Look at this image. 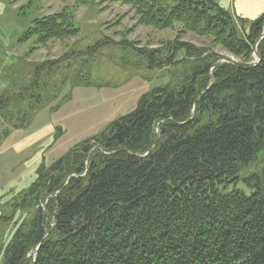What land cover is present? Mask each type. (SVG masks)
Wrapping results in <instances>:
<instances>
[{"label": "trees", "instance_id": "trees-1", "mask_svg": "<svg viewBox=\"0 0 264 264\" xmlns=\"http://www.w3.org/2000/svg\"><path fill=\"white\" fill-rule=\"evenodd\" d=\"M115 1L146 26L210 37L238 62L220 64L189 43L167 45L168 56L144 52L148 70L185 72L62 156L43 157L32 184L0 200V264H264V12L242 32L247 21L211 0ZM79 33L63 10L35 20L20 43L44 47ZM257 43L260 63L244 65ZM99 47L4 68L2 142L27 131L66 87H92L89 60L74 63ZM64 134L55 127L54 142Z\"/></svg>", "mask_w": 264, "mask_h": 264}, {"label": "rangeland", "instance_id": "rangeland-1", "mask_svg": "<svg viewBox=\"0 0 264 264\" xmlns=\"http://www.w3.org/2000/svg\"><path fill=\"white\" fill-rule=\"evenodd\" d=\"M167 1L172 2L173 0ZM211 1L218 3L233 15L246 20L245 25H241L242 32H248L251 22L260 17L261 14L258 15L260 9L264 10V0ZM63 10L69 11L79 29L80 33L76 38L65 42H50L44 47L36 46V39L20 43L22 35L35 20L58 14ZM176 43H189L197 48L209 50V53L216 54L220 58L218 61L220 64L227 60L238 62L212 38L183 32L180 24L166 30L146 26L140 22V16L132 7L115 0H0V80L3 77L1 74L3 69L15 63L16 58L27 56L28 61L41 63L46 60L60 59L72 52H85L89 47L100 44L97 52L90 59L81 57L82 61L78 59L77 62H73L76 69L84 60H89L88 68L93 86L78 87L73 91L70 90V86L66 87L60 99L39 113L26 131L30 136L32 134L33 138L43 134V140H37L31 149L28 148L17 155V153H12L13 150L4 149L9 143L6 145V140L2 142L0 137V149H3L0 153V193H2L0 200L3 204L10 203L19 192L17 191L19 185L23 186L28 182V173L23 180L20 174L22 175L23 171L27 170L26 162L39 154L40 150L35 148L40 147L42 141L46 143L43 146L42 155L47 162H51L66 153L63 152L65 148L67 150L76 145L78 137H86L84 134H78L80 131L75 132L69 129L67 134L65 133L56 143L54 142L55 127L63 129L57 122V118H60L58 114L74 100L75 93L82 98L81 103L84 107L79 111L82 116L88 113L90 115V112L98 114L100 111L103 112L109 103L115 104L114 108L110 107L112 111L108 114L109 122L106 124L108 125L120 116L131 112L147 92L169 83L174 84L175 79L183 75L185 72L183 65L171 64L162 69L148 70L146 56L143 55L144 52L160 50L164 56H168L170 52L165 50L166 46ZM255 46L258 48V44ZM255 46L249 64H254L258 60V52L254 51ZM33 48L35 49L30 53ZM183 57L184 53L180 52L176 59L180 60ZM3 88L2 83L0 92ZM70 91L71 101L61 105L57 111H51ZM74 107L75 105H71L63 112L76 109ZM4 127L0 121V136ZM58 148H61V151H58ZM6 163L12 167L10 171H5L3 168V164ZM31 180L34 181V179ZM15 183H19L17 188L13 187ZM239 188L245 190L246 193L250 192L243 184ZM7 212L9 208H6ZM12 229L8 228L3 239L6 243L10 239Z\"/></svg>", "mask_w": 264, "mask_h": 264}, {"label": "crops", "instance_id": "crops-1", "mask_svg": "<svg viewBox=\"0 0 264 264\" xmlns=\"http://www.w3.org/2000/svg\"><path fill=\"white\" fill-rule=\"evenodd\" d=\"M263 12H264V10H263V8H261L258 15L262 14ZM81 100H82L81 96H79V95H77V93H75L74 100L69 105L65 106L60 111V113L58 114L60 116V118H57V122L59 123V125H61L63 127L66 134H67V132H69L68 131L69 129H73L75 132L80 131L78 134H80V135L84 134V136H86V137H78L76 139L77 143L81 142L82 140H84L86 138L92 137L97 131L101 130L104 126H106V124L109 122L108 121V114L111 113L110 111H112L110 109V107L114 108L116 106L113 103H109L103 112L102 111H100V113L96 112L98 114H93L92 112H90V115L88 113V114H85V116L84 115L82 116L79 114V111L84 107V105H82V103H81ZM71 105H75L74 108H76V109H71V110L64 113L63 111H65ZM107 110H108V112H107ZM64 125H66V126H64ZM52 128H53V126H52ZM50 132H51V130H50ZM42 136H43V134H41L37 138H33V135L31 134V136H30L29 134H27L26 131H15L6 140V142H5L6 145H7V143H9V144H8V146H5L4 149L7 148L9 150H13L14 152H12V153H17V155H19L24 150H28V148L31 149L32 146H35V142L37 140H39V141L43 140ZM44 144H46V143H44L42 141V144L40 145V147L36 146L35 149L40 150L39 154L38 155L36 154L34 159L32 157V158H30L31 159L30 161L26 162L25 165L27 166L26 167L27 170L23 171L22 175L20 174V177L23 180L24 176L28 173V175H27V179H28L27 181L28 182L23 186L19 185L20 187L17 191H21V190L29 187L32 184L31 179H34V178H31V177L32 176L35 177V170L37 169L38 165L41 162V159L43 158L42 152H43ZM26 145L28 147H26ZM2 150L0 149V153L2 152ZM67 150L65 148L63 150V152H67ZM58 151H61V148H58ZM3 165H4L3 168H5V171H10V168H12V167H10V165L8 163L3 164ZM34 167H35V170H34ZM18 184L19 183H15L13 185V187L17 188ZM1 194L2 193H0V195Z\"/></svg>", "mask_w": 264, "mask_h": 264}, {"label": "water", "instance_id": "water-1", "mask_svg": "<svg viewBox=\"0 0 264 264\" xmlns=\"http://www.w3.org/2000/svg\"><path fill=\"white\" fill-rule=\"evenodd\" d=\"M264 38V34H263V36H262V38L258 41V43L262 40ZM257 43V44H258ZM254 51L257 53V46H255V48H254ZM258 56V60L254 63V64H244V65H246V66H249V67H254V66H256V65H258L259 63H260V56L259 55H257ZM157 142H158V140H157Z\"/></svg>", "mask_w": 264, "mask_h": 264}]
</instances>
